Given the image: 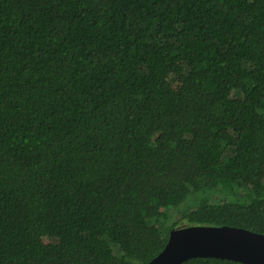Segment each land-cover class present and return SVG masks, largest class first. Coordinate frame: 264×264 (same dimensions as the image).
I'll list each match as a JSON object with an SVG mask.
<instances>
[{
    "label": "trees",
    "instance_id": "obj_1",
    "mask_svg": "<svg viewBox=\"0 0 264 264\" xmlns=\"http://www.w3.org/2000/svg\"><path fill=\"white\" fill-rule=\"evenodd\" d=\"M189 226L264 235V0H0V264Z\"/></svg>",
    "mask_w": 264,
    "mask_h": 264
},
{
    "label": "water",
    "instance_id": "obj_2",
    "mask_svg": "<svg viewBox=\"0 0 264 264\" xmlns=\"http://www.w3.org/2000/svg\"><path fill=\"white\" fill-rule=\"evenodd\" d=\"M192 258L264 264V235L239 228L181 227L170 231L163 250L146 264H182Z\"/></svg>",
    "mask_w": 264,
    "mask_h": 264
}]
</instances>
